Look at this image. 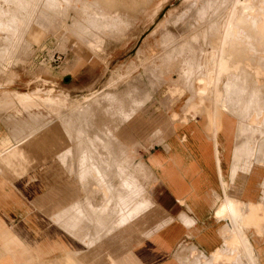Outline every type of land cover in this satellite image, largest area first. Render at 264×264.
Returning <instances> with one entry per match:
<instances>
[{
    "label": "crops",
    "instance_id": "1",
    "mask_svg": "<svg viewBox=\"0 0 264 264\" xmlns=\"http://www.w3.org/2000/svg\"><path fill=\"white\" fill-rule=\"evenodd\" d=\"M157 63L158 61L153 65L154 81L168 85L161 97H157L156 106L168 108L170 112L165 118L159 116L158 120H154V125L151 126L153 130L149 136L151 141L149 140L146 145L143 144L142 130L138 138L131 132L136 128L134 123L141 116L140 113L146 108L151 96L149 92L140 93L135 87L126 91L109 92L117 93L114 95L122 98V107L118 111L122 115L129 114L122 121L119 120L117 126L118 105L116 99L111 101L108 98H97L96 103L83 102V106L81 104L76 110L60 113V121L52 122L49 115L36 114V112L34 119L25 118L17 121L11 117L14 128H7L9 132L0 134V149L11 147L14 155L12 165H14L11 166L10 171L0 168V192L3 193V197H15L17 190L25 189L24 184L36 167L43 171V177L35 178L34 175L32 181H37V187L42 188L27 206L20 203L19 198H9L6 200V207L0 208V264H228L230 260V264H237V261L238 264H264V229L262 228L264 213L261 211L259 216L254 215L249 208L251 205H258L260 198L263 200L260 202L264 203L261 187L264 180V166L249 165L244 172L243 162L237 159L238 154L234 151L238 131L237 120L229 114H224L223 111H219L220 116L218 112L207 114L209 108V105L207 107L205 105L207 103L202 106L194 105L191 109L193 92L191 85L181 77V66L159 68L156 67ZM170 68L178 72L177 78L173 80L161 78L164 69ZM151 82L153 81L150 80ZM181 100L184 104L177 111L174 106ZM99 114L104 118L101 124L97 121ZM198 116H203L202 125L197 123ZM67 118L75 123L71 131L63 124V119ZM26 124L27 128L24 129ZM86 128H95L103 132L107 136V141L102 142L112 143L105 148L99 146L97 150L91 148L93 155L91 166L94 174L91 175V172L89 177L95 179L97 183L100 182L97 172L94 171V168H97L107 184L106 188L103 185L104 190L98 191V194L92 193L87 188L88 184L91 186L94 183L93 180L88 183L90 178L83 179L82 170L86 165L82 162L83 148L78 143L77 137L89 138L94 142L102 139L96 134L86 132ZM37 131L39 135L35 133ZM13 136H16L17 142L11 140L14 139ZM68 137L71 138L69 143ZM155 140L157 142L153 143ZM24 141L28 142V145L31 144L30 147L27 146L28 149L23 147ZM16 144H23L22 147L18 145L17 151L20 154L14 152ZM69 146L70 151H68ZM137 147L146 150L145 160L135 158ZM73 149L79 155L78 177L75 175L78 180L76 185L74 181L71 182L70 176L74 178V175L67 162ZM101 149L111 155L108 161L103 157L104 155L99 157ZM132 155L138 165L132 164ZM20 156L21 159H18ZM50 158L55 161L52 162ZM98 159L99 162L108 164L107 175L102 171L103 165H98ZM50 161L55 162L53 169ZM234 162L237 165H234ZM114 165L115 169L114 167L113 170L110 169ZM235 166L239 167L236 169ZM62 167L64 170L61 169ZM116 168L122 179L120 183L124 197H118L120 194H117L113 187L115 182L110 181V175L112 172L116 173ZM19 170H22L23 174ZM51 170L59 172L60 175ZM16 173H21V176ZM52 176L55 178L53 179ZM60 176L65 177L62 179ZM147 176L152 182L150 191L154 193L153 197H149L150 201L147 197H140L144 190L140 180ZM125 183L129 186L133 185L137 191L131 192ZM8 185L11 188L6 187ZM85 191L88 192L84 193ZM85 195H103V197L95 201V197H84ZM227 198L232 201L231 204L236 210L239 208L240 215L237 212L235 216L227 213L223 215L224 207L221 206L227 204L225 202ZM227 201L229 202L228 199ZM233 201L236 202L233 204ZM240 202L247 207H242ZM262 205L264 210V204ZM35 208L44 218L49 219L48 225L42 227L40 223L35 222ZM155 211L159 214L158 217L149 218ZM218 213L224 218L218 217L221 215ZM241 215L242 217H238ZM21 216H24L23 220L26 218V222L19 223L18 220L15 223V218ZM225 217L232 221L226 220ZM239 222L248 224L245 230L242 224L241 229L236 224ZM223 229H227L228 232H224ZM234 231L238 234L245 231L239 236L242 238L247 236L244 237L246 247H242L244 239L242 240ZM235 236L239 237L241 244L230 247L233 249L232 253H235L236 249V255L233 253L235 255L233 256L229 253L232 250L229 249V243ZM224 243L227 244L226 247ZM249 246L252 251L250 257L244 251V248L249 250ZM245 255L247 258H252L248 260L252 263L245 259ZM237 257L239 259H236ZM240 258L245 262L241 263Z\"/></svg>",
    "mask_w": 264,
    "mask_h": 264
},
{
    "label": "rangeland",
    "instance_id": "2",
    "mask_svg": "<svg viewBox=\"0 0 264 264\" xmlns=\"http://www.w3.org/2000/svg\"><path fill=\"white\" fill-rule=\"evenodd\" d=\"M225 3L226 0H0V134L14 128L8 125L12 124L11 117L17 121H22L25 118L34 119L36 112V114L49 115L52 122L60 121V113L76 110L83 102L94 103L97 98H108L111 101L116 99L115 102L118 105L116 108L117 126L123 117L129 114L122 115L118 111L122 107V98L114 95L117 93L109 92L126 91L128 88L135 87L140 93L149 92L151 100L141 111V116L135 121L136 128L131 134L138 138L142 130L143 144H148L151 130H153L151 126L158 120L157 117L165 118L170 112L168 108L156 106L157 97H161L168 84L154 81V63L158 61L156 67L159 68L181 66V77L191 85V76L195 70L193 67H189L192 65L189 61L193 62L196 58H200L197 60L202 63L204 60L206 67L209 55L214 51L215 32L225 26L227 22V11L223 9ZM263 4V0L251 2V5L255 6L254 10L262 7ZM46 16H49L53 21L55 30L48 27L49 21L46 20ZM204 16L207 19L213 18L210 21V19H204ZM37 21L40 22L37 23ZM230 22L233 23V20ZM53 33L54 35H52ZM246 39L244 38V41L241 42L242 47L239 46L235 51H230V71L236 73L234 63L237 61H242L253 69L255 67L252 64L253 60L258 59L262 61L261 67L258 68L263 70L262 74H264V53H262L264 50L262 51L261 47L256 46L255 41H253L255 45L251 48L252 40ZM170 42L173 45L171 49H174L163 50V47ZM57 45L68 46L69 50L63 53L58 49L60 46L56 49ZM199 51L204 52L200 53ZM182 59L184 60L182 61ZM238 66H240L239 74L243 75L246 69L243 65ZM177 74L178 72L172 68L164 69L161 78L173 80L177 78ZM150 80L153 82L150 83ZM262 81L261 85L264 84V77ZM263 93V91L260 92V94ZM203 98L200 106L205 103H207L206 107L209 105L207 114H217V112L223 111L220 109L223 106L225 107L223 113L233 116L228 112L227 98L225 100L222 95H219L214 100V98H210V93L204 94ZM183 104V100L177 102L174 109L180 110ZM259 105L261 106L260 103ZM259 105L256 101L255 107L250 106V111L246 113L245 119L248 118L250 112H253L254 108L257 111ZM89 107L91 108V106ZM251 114L253 115L255 112ZM233 117L237 120L235 116ZM103 119V115L99 114L98 123L101 124ZM197 120L199 125L203 124V116H198ZM63 124H69L66 125L69 131L74 129L75 123L70 118L63 119ZM24 127L26 129L27 124ZM242 127L240 126V128ZM240 128L237 120L238 131L234 148H242L241 155H243L246 149L250 151V147L262 139L261 137H263L262 141L264 140V132L261 134L252 133L254 129L257 130V127H250L242 134ZM85 130L102 139H97V142H94L89 138L77 137L78 143L83 148L82 162H85L86 159L91 169L93 168L91 166L93 162L91 148L97 150L99 146L105 148L112 143L102 142L107 141V136L95 128H86ZM243 140L245 143H242ZM70 141L71 138L68 137V143ZM116 145L118 144L116 143ZM136 150L135 158L145 160L146 150L141 147H137ZM68 151H70V146ZM100 155H104L103 157L107 161L111 156L103 149L100 150L99 157ZM135 158L132 155V164L138 165ZM255 160L257 166H264V146L257 153ZM78 162L79 155L73 149L69 154L68 164L71 166V172L77 177ZM97 163L99 166L103 165L102 171L107 175L108 164H104L103 161L99 162V159ZM85 165H87L86 162ZM113 167L115 169V165L110 169L113 170ZM94 169L98 175L102 176L97 168ZM42 173L43 171L38 167L33 169L24 184L25 189L17 190L15 197H3V193L0 192V198L3 199H0V208L6 207V200L9 198H19L20 203L27 206L35 199L41 188H38L37 181L33 182L32 179L34 175L35 178L37 176L42 178ZM113 173L110 175V181L115 182V185L112 186L117 194H120L118 197H124L119 170L117 169L116 173ZM89 176L83 179L88 180ZM70 177H72L70 178L71 182L74 181L75 185L78 184L76 178H73L72 175ZM92 180L94 182L95 179L90 178L89 182ZM140 181L144 185L140 197H147L150 201L149 197L154 196V193L150 191L152 182L148 176ZM100 183L102 189L103 185L105 188L107 187L106 182H103L102 179H100ZM125 186L131 192L137 191L133 185L128 187L125 183ZM261 187L264 191V181L261 183ZM263 191L262 197L264 198ZM85 197H89V195H85ZM90 197H95V201H98L103 195ZM35 213L34 220L37 224L40 223L42 227L48 225L49 219L44 218L36 208ZM158 215L155 211L149 218L154 219ZM23 219L24 216H21L15 218L14 222L17 223L18 220L19 223L26 222V218Z\"/></svg>",
    "mask_w": 264,
    "mask_h": 264
},
{
    "label": "bare ground",
    "instance_id": "3",
    "mask_svg": "<svg viewBox=\"0 0 264 264\" xmlns=\"http://www.w3.org/2000/svg\"><path fill=\"white\" fill-rule=\"evenodd\" d=\"M253 0H226V3L223 5V9H225L226 11H227V22H226V24H225V26H223V27H221V28H219V30H217L216 32H215V37H214V41H216V43L214 44L215 46L213 47V49H214V51L211 53V55H209V57L210 58H208V60H209V62L207 63V65H206V67H205V61L203 60V63H202V61H198L197 59H200V58H196L193 62H190L189 61V63H191L192 65H189V67L191 66V67H193L194 68V73H193V76H191L192 77V79L191 78H189V79H191V81H190V83H191V92H193V96H192V98L191 99H193V100H191L192 102H193V105H191L190 106V108L191 109H193L194 108V105L195 106H199L200 104H201V101H202V99H204L203 97H204V94H208V93H210V98L212 99V98H214V100H215V98L217 97V96H219V95H222L223 97H224V99L226 100V98H227V102L229 103V106H228V108H229V113H231L233 116H235L236 118H237V120H238V126H239V128H240V126H243V127H245V128H240V131H241V133L243 134L244 132H246V130H248L250 127H253V128H255V127H257V130L255 131V129H254V131H252V133H257V134H261L262 132H264V93L263 94H260V92L261 91H263L264 92V84L263 85H261V83H263V77H264V74H262V72H263V70H261V69H259L258 67L261 65V62L262 61H260V60H258V59H256V60H253V62H252V64L255 66L253 69H251V68H249L244 62H242V61H237V62H235L234 63V65H235V71H236V73H232L231 71H230V61H231V52L230 51H235L236 49H238V47L239 46H241L242 45V41H244V38H247L248 40L249 39H251L250 41L252 42L251 43V48L253 47V45H255L254 43H253V41H255V43H256V46H258L259 48L261 47V49H262V51L264 50V4H263V6L262 7H258V9L257 10H254V8H255V6L254 5H251V2H252ZM264 1V0H263ZM212 9V8H211ZM223 11V10H222ZM206 12H208V11H206ZM201 13V12H200ZM210 13V12H209ZM221 13V12H220ZM214 15V14H213ZM217 15V14H216ZM46 18V20H48L49 21V26L48 27H52L54 30H55V27H54V24H53V21L50 19V17L49 16H46L45 17ZM204 19H207V17L205 18V16L203 17ZM213 18V17H212ZM212 18H208V19H210V21H211V19ZM226 18V17H225ZM207 19V20H208ZM222 19V18H221ZM215 20V19H214ZM230 20H233V23H231L230 22ZM40 21H37V23H39ZM208 22V21H207ZM37 23H35V24H37ZM205 23V22H204ZM207 24V23H206ZM222 26V25H221ZM39 29V28H38ZM48 30H49V28H47ZM37 30V29H36ZM197 30V29H196ZM195 31V30H194ZM36 32V31H35ZM197 32V31H196ZM213 32V31H212ZM39 33H40V31H39ZM198 33H199V31H198ZM208 33V32H207ZM211 33V32H210ZM196 34V33H195ZM52 35H54V33L52 34ZM246 39V40H247ZM214 41H212V42H214ZM249 41V42H250ZM210 42V41H209ZM248 42V43H249ZM247 43V44H248ZM246 44V43H245ZM245 44H243L244 45V47H245ZM246 44V45H247ZM249 45V44H248ZM60 46V47H59ZM172 43L170 42V43H167L164 47H163V50H167L166 48H172ZM250 46V45H249ZM255 46V47H256ZM59 47V48H58ZM242 47V46H241ZM247 47V46H246ZM59 49V50H62L63 51V53L66 51V50H69V48H68V46L67 47H65V46H62V45H57V47H56V49ZM249 48V47H248ZM169 49V50H170ZM174 49V48H173ZM173 49H171V50H173ZM245 49V48H244ZM170 50V51H171ZM246 50V49H245ZM250 50V49H249ZM248 50V51H249ZM61 51V52H62ZM168 51V50H167ZM174 52V51H173ZM243 52V51H242ZM182 53V52H181ZM199 53V52H198ZM256 53V52H255ZM262 53H264V52H262ZM200 56V55H199ZM259 59H261V58H259ZM238 65H243V67L246 69V71H244V74L243 75H241V74H239V72H240V66H238ZM261 67V66H260ZM191 69V68H190ZM198 71H200L198 74H197V72ZM197 74V75H196ZM192 94V93H191ZM217 95V96H216ZM209 96V95H208ZM256 101L258 102V105H259V103L261 104V106L259 105L258 106V108H257V111H256V108H254V110H253V112H250V115L248 116V118H246L245 119V115H246V113H249V111H250V106H252V108L253 107H255V104H256ZM216 103V102H215ZM188 106V105H187ZM227 107V106H226ZM225 107H223V106H221V110H223V111H225V109H224ZM227 112V111H226ZM255 112V114H251V113H254ZM219 114V116L221 115L220 114V112L218 113ZM60 116V115H59ZM128 115H126V116H124L123 117V119L125 118V117H127ZM218 116V117H219ZM247 116V115H246ZM60 118V117H59ZM188 119V118H187ZM220 120V119H219ZM245 120H247V121H245ZM257 121V122H256ZM246 122H248L247 124H245ZM58 123V122H57ZM66 123V122H65ZM211 123V122H210ZM209 123V124H210ZM8 124V123H7ZM48 124V123H47ZM60 124V123H59ZM8 125H11V127H13L12 126V124H8ZM45 125V124H44ZM66 125H69V124H66ZM211 125V124H210ZM48 126V125H47ZM55 126V125H54ZM7 127V126H6ZM10 127V126H9ZM39 127H42V126H39ZM64 127V126H63ZM17 128V127H16ZM44 128H46V126L44 127ZM252 128V129H253ZM37 129V128H36ZM50 129V128H49ZM211 129H213V128H211ZM35 130V129H34ZM34 130H33V132H34ZM9 132V131H8ZM31 133H32V131H31ZM37 135H39V133H38V131L37 132H35ZM52 133V132H51ZM21 134H22V130H21ZM29 134H30V131H29ZM27 135V134H26ZM33 135H34V133H33ZM33 135H32V137H33ZM11 136V135H10ZM22 136V135H21ZM35 136V135H34ZM53 136V135H52ZM12 137V136H11ZM14 137V136H13ZM16 137V136H15ZM15 137H14V139H11V140H15ZM29 137H31V136H29ZM31 137V138H32ZM37 136H35V138H36ZM238 137H239V134H238ZM18 138H20L19 136H18ZM28 138V137H27ZM34 138V137H33ZM32 138V139H33ZM242 138V137H241ZM262 139H263V137H261ZM17 139V138H16ZM22 139V138H21ZM23 139H24V137H23ZM262 139H260V140H258V142L257 143H254L253 144V146L252 147H250L251 148V150L249 151V150H247L246 149V151H245V153L243 154V155H241L242 154V152H243V150H242V148H235V152L238 154V157L239 158H237V159H241L242 160V162H243V167H244V169H242L243 171L244 170H247V168H248V166L249 165H257V163L255 162L256 160H255V158H257V153H259V150H261V148L264 146V140L262 141ZM18 140V139H17ZM29 140V139H28ZM31 140V139H30ZM257 140V139H256ZM16 141V140H15ZM19 141V140H18ZM26 141V140H25ZM24 141V142H25ZM32 141V140H31ZM30 141V142H31ZM36 141H38V139H36ZM17 142V141H16ZM21 142L23 143V140H21ZM29 142V143H30ZM33 143V142H32ZM36 143V142H35ZM242 143H245L244 142V140L242 141ZM262 143V144H261ZM14 144V143H13ZM34 144V143H33ZM38 144V143H37ZM18 145H20V144H18ZM18 145L16 144V147H15V149H14V147H13V149H14V152L16 151V153H19L20 154V152H18L17 151V149H18ZM21 145H23V144H21ZM20 145V146H21ZM30 145L31 144H29L28 145V142H25L24 143V145H23V147H26L27 149H28V147L27 146H29L30 147ZM36 145V144H35ZM35 145H32L33 147H35ZM20 146H19V149H21L20 148ZM64 146H65V143H64ZM22 147V146H21ZM245 147V146H244ZM26 148L24 149V150H26ZM64 148V147H63ZM62 149V148H61ZM241 149V151L239 152V150ZM24 150H23V152H24ZM44 150H45V148H44ZM24 154H26V151H25V153ZM36 154V153H35ZM43 154V153H42ZM16 155V154H15ZM21 155H23L22 154V152H21ZM14 155L12 154V149H11V147H8V148H4V149H0V168H3V170L5 171V170H8V171H10V169H11V166H13L12 165V157H13ZM24 158H25V155L23 156ZM67 157V156H66ZM65 157V158H66ZM15 158V157H14ZM28 158V157H27ZM26 158V159H27ZM40 158V157H39ZM56 158V157H55ZM61 158V157H60ZM63 158V157H62ZM18 159H21V156L18 158ZM52 158H50V160H51ZM25 160V159H24ZM43 160V159H42ZM45 160V159H44ZM62 160V159H61ZM91 160V159H90ZM93 160V159H92ZM234 160H235V157H234ZM240 160V161H241ZM13 161H14V159H13ZM53 161H55V160H53L52 159V162ZM70 161V160H69ZM85 162H86V167H85V165H84V169L82 170V176H83V178H87V176H89L90 175V173L92 172V168L90 169V167H89V165H88V163H87V160L85 159L84 160ZM20 162V161H19ZM18 162V163H19ZM23 162V159H22V161H21V163ZM51 161H50V165H51V167L53 166V164H55V162L54 163H52ZM68 162V161H67ZM66 162V163H67ZM239 162V161H238ZM17 163V164H18ZM66 163H65V165H66ZM236 163L234 162V165H235ZM239 164V163H238ZM20 165V164H19ZM22 165H24V164H22ZM70 165V164H69ZM233 165V166H234ZM237 165V164H236ZM48 166V165H47ZM19 167V166H18ZM54 167V166H53ZM53 167H52V169H53ZM64 167V166H63ZM63 167L61 168V169H63ZM239 167V166H238ZM237 167V168H238ZM242 167V168H243ZM260 167V166H259ZM20 168V167H19ZM64 168H66V167H64ZM82 168H83V166H82ZM235 168H236V166H235ZM236 168V169H237ZM22 169V168H21ZM51 169V168H50ZM131 169V168H130ZM232 169H234V168H232ZM235 169V170H236ZM240 169H241V166H240ZM24 171H25V168L23 169ZM64 170V169H63ZM62 170V171H63ZM249 170V169H248ZM13 171V170H12ZM11 171V172H12ZM20 171V170H19ZM22 171V170H21ZM20 171V172H21ZM55 172V173H57L56 171H54V170H51V172ZM241 171V170H240ZM14 172V171H13ZM17 172V171H16ZM61 172V171H60ZM143 172V171H142ZM235 173H236V171H234ZM233 172V173H234ZM245 172V171H244ZM22 174H23V172H21ZM21 173H16L17 175L18 174H20V176H21ZM59 173V172H58ZM57 173V174H58ZM64 173V172H63ZM63 173H62V176H63ZM231 173H232V171H231ZM234 173V174H235ZM247 173V172H246ZM25 174H26V172H25ZM65 174V173H64ZM80 174H81V172H80ZM92 174H94L93 172L91 173V175ZM98 174V173H97ZM52 175V174H51ZM51 175L49 176V177H51ZM53 175H54V173H53ZM59 175H60V173H59ZM69 175V174H68ZM73 175H75V174H73ZM96 175V174H95ZM5 176H7V175H5ZM9 176V175H8ZM55 176L57 177V175L55 174ZM55 176H52V178L54 177L55 178ZM66 176V175H65ZM64 176V177H65ZM99 176V178L100 179H102L103 180V182H104V178H103V176H100V175H98ZM235 176V175H234ZM12 177H14V174H13V176ZM23 177H25V176H23ZM61 177V176H60ZM64 177L62 178V179H64ZM67 177V176H66ZM8 178V177H7ZM53 178V179H54ZM57 178H59V177H57ZM75 178V177H74ZM90 178V177H89ZM52 180V179H51ZM56 180V179H55ZM59 180H60V178H59ZM66 180V179H65ZM264 181V180H263ZM67 182V181H66ZM56 183V182H55ZM88 183H90V182H88ZM87 183V184H88ZM92 183H93V181H92ZM94 183H96V184H94ZM94 183L91 185V186H89V184H88V186H87V188H89V191H91L92 193H96V194H98V191H100V190H102V187H100V182L99 183H97V182H95L94 181ZM54 185V184H53ZM126 185H127V183H126ZM128 187H129V185H127ZM6 187H9V188H11L9 185L8 186H6ZM44 187V186H43ZM70 187V186H69ZM85 187L86 186H84V189H85ZM42 188V187H41ZM104 189V188H103ZM263 189H264V187H263ZM44 190V189H43ZM263 191V190H262ZM39 192V191H38ZM88 191H85L84 193H87ZM264 192V191H263ZM77 193V192H76ZM84 193H83V195H84ZM91 194V193H90ZM89 194V195H90ZM94 196V195H93ZM230 196V195H229ZM228 196V197H229ZM78 197V196H77ZM85 197V196H84ZM90 197V196H89ZM226 198V197H225ZM225 198H224V200H225ZM233 198V197H232ZM227 199L229 200V202L227 201ZM226 199V201L225 202H227V204L225 203V205L223 204L221 207L223 208V212H224V214L221 212L222 210H220L221 208H219V211L225 216V214L227 213V214H229V215H236L235 214V212H237V213H239V208L236 210V208L234 207V205H232L231 204V202L232 201H230V199L229 198H227ZM260 200H262V198H260ZM260 200H258V202H259V204L258 205H256V206H249V208H250V211L254 214V215H258L259 213H261V211L264 213V210H262V208H263V205L262 204H264V203H262V202H260ZM263 201V200H262ZM236 201H233V204L235 203ZM222 203H223V201H222ZM242 202H240V204H241ZM244 204V203H243ZM243 204H241V205H243ZM125 205V204H124ZM239 205V203L237 204V206ZM248 205H250V204H248ZM242 207H244V205L242 206ZM241 206H240V208H242ZM247 207V206H246ZM246 207H244V208H246ZM76 208V207H75ZM246 210V209H245ZM248 210V209H247ZM219 211H217V212H219ZM221 213H218V214H221ZM242 213V212H241ZM217 214V215H218ZM222 214L221 215H218V217H221L222 216ZM226 214V215H227ZM239 215H240V213H239ZM263 215V214H262ZM259 216V215H258ZM227 217V216H226ZM225 217V218H226ZM230 217V216H229ZM238 217H242V215L241 216H238ZM261 217V216H260ZM264 217V215L262 216V218ZM58 218V217H57ZM222 218H224L223 216H222ZM231 218V217H230ZM230 218H229V220H228V218H226V220H228V221H232V220H230ZM235 218V217H234ZM237 218V217H236ZM76 220V219H75ZM225 220V219H224ZM239 220H240V218H239ZM260 220H262V219H260ZM264 220V219H263ZM57 221V220H56ZM59 221H60V219H59ZM104 221V220H103ZM241 221V220H240ZM225 222H227V221H225ZM233 222H234V220H233ZM243 222V221H242ZM241 222V224H240V222H239V224L238 223H236L237 225H239V227H240V229H241V226H244V230H245V228L247 227V223H242ZM262 222V221H261ZM132 223V222H131ZM229 223V222H228ZM227 223V224H228ZM232 223V222H231ZM231 223H230V226H231ZM258 223V222H257ZM259 224V223H258ZM74 225V224H73ZM241 225V226H240ZM125 226V225H124ZM147 226V225H146ZM233 226H235V224L233 225ZM246 226V227H245ZM250 227H253V226H250ZM258 227H260V226H258ZM233 229L235 228L236 229V227H232ZM248 228H249V226H248ZM254 228V227H253ZM263 229H264V224H263V227H262ZM130 229V228H129ZM234 229V230H235ZM259 229H261V228H259ZM223 230H225L224 232H228V230L230 231V229L228 228V230L227 229H223ZM227 230V231H226ZM232 230V229H231ZM256 230V229H255ZM239 231V230H238ZM237 231V232H238ZM235 232V231H234ZM233 232V233H234ZM244 233H245V231H243ZM242 232V233H243ZM254 232H256V231H254ZM261 232H262V230H261ZM231 233V232H230ZM236 233V232H235ZM234 233V234H235ZM240 233V232H239ZM241 233V234H242ZM263 233H264V230H263ZM263 233H262V235H263ZM224 235H225V233H223ZM241 234H238V233H236V235H241ZM258 234V233H257ZM230 235V234H229ZM243 235H245V234H243ZM259 235V234H258ZM261 235V236H262ZM226 237H227V235H225ZM231 236H233V234L231 235ZM235 236L234 238H232V241L229 243V249L231 250L232 248H230L232 245H235V244H237L238 245V243H239V241H240V239H239V237H241V236ZM246 236V235H245ZM245 236H243V238H242V240L244 239V237ZM260 236V235H259ZM247 237V236H246ZM263 237V236H262ZM224 239H225V237H224ZM223 239V240H224ZM126 240V239H125ZM226 240V239H225ZM245 239H244V242L242 241V243L243 244H241V242L239 243V244H241V245H243L242 247H246V243H245ZM223 245H225V243L223 244ZM227 245V244H226ZM226 245H225V247H226ZM236 245V247H238ZM248 245H249V242H248ZM240 246V245H239ZM228 247V246H227ZM241 248V246L239 247V249ZM227 249V248H226ZM229 249H227V250H229ZM245 250V254H247V256H251V252L252 251H250V246H249V250H246V248H244ZM227 250H225V251H227ZM253 250V249H252ZM232 251H233V249L231 250V252H229V251H227V252H229L230 254L232 253ZM238 251V250H237ZM241 251V250H240ZM222 252V251H221ZM226 252V253H227ZM224 253V252H223ZM223 253H220V254H223ZM234 253V252H233ZM232 253V254H233ZM235 253H236V249H235ZM234 253V254H235ZM239 253V252H238ZM237 253V255L239 256V254ZM233 254V256H235ZM241 254V253H240ZM214 255V254H213ZM224 255H225V253H224ZM242 255V254H241ZM215 256V255H214ZM247 256L245 255V259L248 261V260H252V258L250 259L249 257V259L247 258ZM240 257V256H239ZM239 257H237L236 259H239ZM214 259V258H213ZM231 259V257H229L228 258V260H230ZM242 258H240V260H241ZM224 260V259H223ZM233 260H234V258H233ZM220 261V260H219ZM242 261V260H241ZM230 262H231V260L229 261V263L228 264H230ZM245 261H242L241 263H244ZM249 262V261H248ZM214 263V262H213ZM234 263H235V261H234ZM249 263H252V262H249ZM215 264V263H214ZM217 264H219V263H217ZM236 264V263H235ZM237 264H238V261H237ZM240 264V263H239Z\"/></svg>",
    "mask_w": 264,
    "mask_h": 264
}]
</instances>
